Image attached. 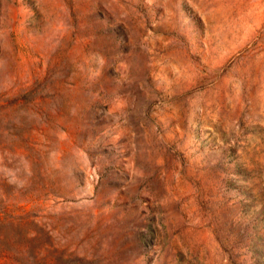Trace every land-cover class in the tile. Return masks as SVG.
Wrapping results in <instances>:
<instances>
[{"label": "rangeland", "instance_id": "obj_1", "mask_svg": "<svg viewBox=\"0 0 264 264\" xmlns=\"http://www.w3.org/2000/svg\"><path fill=\"white\" fill-rule=\"evenodd\" d=\"M4 264H264V0H0Z\"/></svg>", "mask_w": 264, "mask_h": 264}, {"label": "trees", "instance_id": "obj_2", "mask_svg": "<svg viewBox=\"0 0 264 264\" xmlns=\"http://www.w3.org/2000/svg\"><path fill=\"white\" fill-rule=\"evenodd\" d=\"M4 255H1L0 253V264H4V261L1 260V258L3 257Z\"/></svg>", "mask_w": 264, "mask_h": 264}]
</instances>
